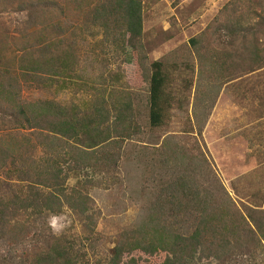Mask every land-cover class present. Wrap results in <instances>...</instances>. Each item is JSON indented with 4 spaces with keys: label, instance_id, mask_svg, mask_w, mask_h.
Wrapping results in <instances>:
<instances>
[{
    "label": "trees",
    "instance_id": "1",
    "mask_svg": "<svg viewBox=\"0 0 264 264\" xmlns=\"http://www.w3.org/2000/svg\"><path fill=\"white\" fill-rule=\"evenodd\" d=\"M65 2L76 9L87 7L81 33L99 29L115 51H131L139 59L137 74L142 76L146 61L141 44L142 0ZM23 11L18 51L9 56L0 43V264H141L134 253L160 257L158 264H243L245 258L264 264V204L238 206L203 151L187 149L175 136L153 146L151 199L138 219L120 230L105 258L93 260L66 236L42 228L48 216L69 210L83 235L95 241L99 212L89 190L116 179L124 143L139 139L143 132L140 112L132 109L130 98L116 108L103 96L92 98L93 94L82 106L71 107L50 98L23 97L24 89L57 94L87 88L85 82H75L79 71L78 55L72 49L75 42L65 43L53 35L57 30L65 32L55 17L58 12L66 15L59 2L24 0ZM258 28H264V6L254 25L221 26L231 38L227 47L238 39L242 49L247 35ZM204 36L189 41L202 62L207 54L201 52ZM250 46V64L264 62L258 41L251 40ZM219 60L212 54L206 64L218 72ZM147 77L145 128L155 133L168 122L174 97L163 62L151 63ZM74 175H82V180L68 187ZM257 255H261L259 263Z\"/></svg>",
    "mask_w": 264,
    "mask_h": 264
},
{
    "label": "rangeland",
    "instance_id": "2",
    "mask_svg": "<svg viewBox=\"0 0 264 264\" xmlns=\"http://www.w3.org/2000/svg\"><path fill=\"white\" fill-rule=\"evenodd\" d=\"M57 2L66 13L65 16L55 13L65 32L57 30L54 38L65 43L75 42L72 49L79 60L75 82H85L87 88L85 91L71 88L57 94L24 89L23 97L28 100L50 98L71 107L82 106L93 94L92 98L103 96L116 108L124 98H130L132 109L140 112L139 124L143 133L139 139L124 143L120 167L114 174L116 179L113 182L107 179L106 185L89 190L99 212L95 241L83 235L79 222L69 210L48 216L47 225L42 224V228H49L54 235L66 236L77 247L86 250L93 260L105 258L120 230L133 224L141 209L149 203L154 189L149 167L156 159L153 146L160 145L169 136L180 138L179 143L187 149L203 151L214 174L238 206L262 208L264 62L251 65L248 50L251 40H257L264 48V28L247 35L246 48L242 49L236 44L238 39L232 47H227L231 38L221 26L238 22L254 25L262 14L264 0H142L141 44L146 58L142 76L137 74L139 59L136 55L131 56V51L124 54L115 51L99 29L81 33L89 11L87 7L76 9L65 0ZM23 10L24 0H0V43L5 45L9 56L22 44ZM213 32H217L215 37ZM202 33L205 36L201 52L207 53L203 62L189 44ZM212 54L215 60L220 59L217 65L222 69L218 72L214 71V66L206 64ZM155 61L163 62L167 68L169 92L174 102L166 125L149 133L145 128L147 76L149 65ZM81 180L82 175H74L67 185L72 187ZM133 257L139 258L141 264H158L160 261V257L140 253H134ZM260 257L256 256V263L261 261ZM243 261V264H253L250 258Z\"/></svg>",
    "mask_w": 264,
    "mask_h": 264
}]
</instances>
